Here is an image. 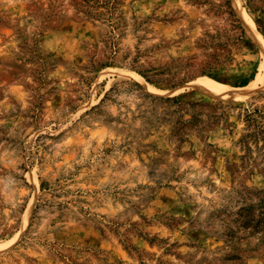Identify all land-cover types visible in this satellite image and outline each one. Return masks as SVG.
I'll use <instances>...</instances> for the list:
<instances>
[{
    "label": "rangeland",
    "instance_id": "obj_1",
    "mask_svg": "<svg viewBox=\"0 0 264 264\" xmlns=\"http://www.w3.org/2000/svg\"><path fill=\"white\" fill-rule=\"evenodd\" d=\"M86 1L0 0V264H264V0Z\"/></svg>",
    "mask_w": 264,
    "mask_h": 264
},
{
    "label": "trees",
    "instance_id": "obj_2",
    "mask_svg": "<svg viewBox=\"0 0 264 264\" xmlns=\"http://www.w3.org/2000/svg\"><path fill=\"white\" fill-rule=\"evenodd\" d=\"M88 1L82 0V11ZM247 81L240 85L244 86ZM221 218L212 235L225 241L227 252L220 259L239 262L249 255L264 253V191L259 192L258 203L240 207L237 212Z\"/></svg>",
    "mask_w": 264,
    "mask_h": 264
},
{
    "label": "bare ground",
    "instance_id": "obj_3",
    "mask_svg": "<svg viewBox=\"0 0 264 264\" xmlns=\"http://www.w3.org/2000/svg\"><path fill=\"white\" fill-rule=\"evenodd\" d=\"M260 81H261V80H260ZM261 82H262V81H261ZM263 82H264V81H263ZM208 83L212 85L214 82H208ZM210 89H212V90H213V89H214V87H212V86H211V87H210ZM218 94H219V93H218ZM2 248H3V246L0 244V250H1Z\"/></svg>",
    "mask_w": 264,
    "mask_h": 264
}]
</instances>
